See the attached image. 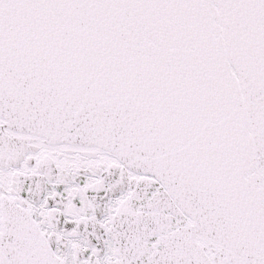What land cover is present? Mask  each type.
<instances>
[{
    "label": "snow or ice",
    "instance_id": "6c2138e0",
    "mask_svg": "<svg viewBox=\"0 0 264 264\" xmlns=\"http://www.w3.org/2000/svg\"><path fill=\"white\" fill-rule=\"evenodd\" d=\"M0 264H264V0H0Z\"/></svg>",
    "mask_w": 264,
    "mask_h": 264
}]
</instances>
